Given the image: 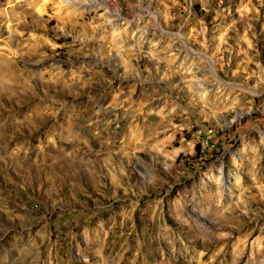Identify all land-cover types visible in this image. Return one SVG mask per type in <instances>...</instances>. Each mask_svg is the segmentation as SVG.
I'll list each match as a JSON object with an SVG mask.
<instances>
[{"label":"rangeland","instance_id":"1","mask_svg":"<svg viewBox=\"0 0 264 264\" xmlns=\"http://www.w3.org/2000/svg\"><path fill=\"white\" fill-rule=\"evenodd\" d=\"M0 89V264H264V0H0Z\"/></svg>","mask_w":264,"mask_h":264},{"label":"bare ground","instance_id":"2","mask_svg":"<svg viewBox=\"0 0 264 264\" xmlns=\"http://www.w3.org/2000/svg\"><path fill=\"white\" fill-rule=\"evenodd\" d=\"M95 7H97V6H95ZM42 12V11H41ZM3 64V63H2ZM15 87V86H14ZM0 90H2V89H0ZM119 93V92H118ZM161 124V123H160ZM93 130V129H92ZM139 139V138H138Z\"/></svg>","mask_w":264,"mask_h":264}]
</instances>
